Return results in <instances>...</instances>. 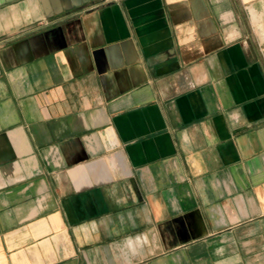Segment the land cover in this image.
Masks as SVG:
<instances>
[{
  "label": "crops",
  "instance_id": "0c3cea01",
  "mask_svg": "<svg viewBox=\"0 0 264 264\" xmlns=\"http://www.w3.org/2000/svg\"><path fill=\"white\" fill-rule=\"evenodd\" d=\"M0 264H264V0H0Z\"/></svg>",
  "mask_w": 264,
  "mask_h": 264
}]
</instances>
